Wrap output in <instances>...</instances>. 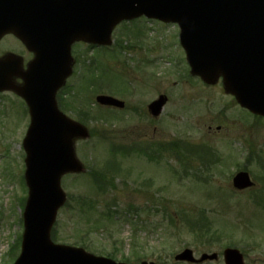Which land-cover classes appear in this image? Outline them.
Wrapping results in <instances>:
<instances>
[{"label":"rangeland","instance_id":"obj_1","mask_svg":"<svg viewBox=\"0 0 264 264\" xmlns=\"http://www.w3.org/2000/svg\"><path fill=\"white\" fill-rule=\"evenodd\" d=\"M178 32L140 19L119 25L107 51L74 48L81 62L60 101L91 137L76 144L85 173L63 179L68 200L53 236L62 244L83 241L102 256L124 245L130 254L137 237L143 257L159 264H187L174 260L186 248L196 258L218 253L219 261L204 264H224L227 247H237L246 264H264V122L239 109L220 84L190 77ZM99 94L124 100L126 109L104 110ZM160 95L169 100L153 119L147 107ZM14 106L0 97V264H13L18 253L8 254L22 238L28 192L22 141L29 117ZM242 169L257 186L238 192L232 179Z\"/></svg>","mask_w":264,"mask_h":264},{"label":"water","instance_id":"obj_2","mask_svg":"<svg viewBox=\"0 0 264 264\" xmlns=\"http://www.w3.org/2000/svg\"><path fill=\"white\" fill-rule=\"evenodd\" d=\"M143 15L178 24L192 73L210 85L223 78L226 93L264 116V0H0V36L20 32L22 37L25 30L27 48L36 54L26 72L0 69V91L9 88L14 74L24 80L23 86L11 88L26 100L31 116L24 142L29 199L16 264H115L50 242L57 212L65 203L60 181L83 170L74 143L89 137L86 128L59 112L55 98L72 74L73 43L110 45L118 24ZM97 100L118 103L103 96ZM162 104L163 100L152 107L154 114ZM234 186L251 187L248 174L237 175ZM177 259L193 260L192 252ZM225 260L244 264L236 250H227Z\"/></svg>","mask_w":264,"mask_h":264},{"label":"flooded vegetation","instance_id":"obj_3","mask_svg":"<svg viewBox=\"0 0 264 264\" xmlns=\"http://www.w3.org/2000/svg\"><path fill=\"white\" fill-rule=\"evenodd\" d=\"M7 41L13 42V43L15 42L14 45L16 47L11 46L10 44L6 45L5 43ZM5 58H7L9 60L11 58H13L18 65H22L24 67V69H26V65H28V62L32 59V55L28 53L24 42H21L16 36L8 33V34H5V35L0 37V59H5ZM17 82L19 84H21L22 80H18ZM3 95L8 96L12 100V102L16 105V107L18 108L19 111H21V110L25 111L26 110L25 103L20 98H18L15 94H13V93H4L2 95L0 94V96H3ZM160 96H162V95H160ZM154 101L155 100H153L152 102H154ZM124 103H125L124 108H122V109L110 108V110H115L118 112L124 111L126 109V102L124 101ZM149 105L147 108H148L149 115H151L150 111H149ZM164 109H165V107H163V111H164ZM163 111H162V113H163ZM135 115H137V116H135L137 118L138 117L137 109H136Z\"/></svg>","mask_w":264,"mask_h":264},{"label":"trees","instance_id":"obj_4","mask_svg":"<svg viewBox=\"0 0 264 264\" xmlns=\"http://www.w3.org/2000/svg\"><path fill=\"white\" fill-rule=\"evenodd\" d=\"M202 218H203L202 220H206L207 217H206V215H204Z\"/></svg>","mask_w":264,"mask_h":264}]
</instances>
